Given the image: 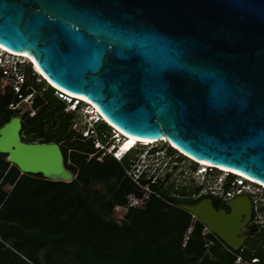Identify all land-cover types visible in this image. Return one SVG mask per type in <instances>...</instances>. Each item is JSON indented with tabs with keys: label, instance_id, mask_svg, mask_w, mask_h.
<instances>
[{
	"label": "water",
	"instance_id": "1",
	"mask_svg": "<svg viewBox=\"0 0 264 264\" xmlns=\"http://www.w3.org/2000/svg\"><path fill=\"white\" fill-rule=\"evenodd\" d=\"M0 44L31 55L126 135L166 137L264 184V0H0ZM21 128L20 115L0 126L8 161L75 177L58 142L24 141ZM226 204L203 197L182 207L238 249L254 202L239 194Z\"/></svg>",
	"mask_w": 264,
	"mask_h": 264
},
{
	"label": "trees",
	"instance_id": "2",
	"mask_svg": "<svg viewBox=\"0 0 264 264\" xmlns=\"http://www.w3.org/2000/svg\"><path fill=\"white\" fill-rule=\"evenodd\" d=\"M28 78L22 91L39 90L34 96L35 113L11 107L20 98L0 82V126L20 115L22 139L58 142L75 177L53 180L42 173L21 172L0 152V264H235L234 253L213 233H204L205 225L182 207L203 197L226 206V199L202 192V184L178 183L172 171L154 172L149 178L144 171L141 183L154 192L143 206H131L126 217H120L128 195L143 192L128 173L138 159L132 152L138 141L126 138L116 157L110 149L116 143L114 130L107 121H96V135L84 136L72 128L76 112L67 110L69 101L54 86L32 80L31 70ZM97 140L102 145H96ZM161 141L169 154L179 152ZM179 153L178 159L189 158ZM192 161L195 169L199 164ZM235 176L230 172L226 188ZM257 228L254 223L249 240L236 251L247 258L257 256L264 264V231Z\"/></svg>",
	"mask_w": 264,
	"mask_h": 264
},
{
	"label": "built area",
	"instance_id": "3",
	"mask_svg": "<svg viewBox=\"0 0 264 264\" xmlns=\"http://www.w3.org/2000/svg\"><path fill=\"white\" fill-rule=\"evenodd\" d=\"M31 70L32 75L35 78H32L37 83H46L47 85H54L48 78L45 77L42 72L36 68L34 61L24 54H19L14 52L10 49L0 47V82L3 89H11L15 94L18 95L20 98L19 102L11 103V107L16 108L19 107L21 102H27L30 110V113L33 115L35 113V109L33 107L34 96L39 91L37 89H32L30 92L24 94L22 91V87L29 81L28 75L29 71ZM29 87H31L29 85ZM44 88V87H43ZM60 96L66 98L69 103L67 106V110H73L76 112V116L72 120V128L76 131L80 132L84 136H91L96 135V131L94 129V124L96 121L102 119L101 115L98 111L94 110L92 107L88 105H83L82 101L74 100L72 101L71 98L67 97L60 91H57ZM87 110H82L83 107ZM86 120L82 123L83 117ZM96 145H102L99 140L96 141ZM116 157H120V154L116 153ZM155 157V156H154ZM157 157V156H156ZM155 157V158H156ZM159 158V156L157 157ZM161 160V159H160ZM161 162V161H160ZM158 165L151 160V158H147V161L143 163H135L133 165L132 170H128V173L132 176V178L143 188V192L140 195H136L131 193L128 195L127 204L120 208V211L127 212L131 206H143L146 201L149 199L150 194L154 191L149 187V185H145L141 183L140 177L144 171L147 172V177L149 178L154 172H157ZM214 172L212 166H204L198 165L195 170L196 175H200L203 177V189L205 191H211L213 194L219 195L224 199L232 198L239 194H250L251 198L258 208L262 202L259 196L258 189L254 190V187H259V185L255 184L253 180L249 178L246 179L244 177L235 176L229 183V186L226 188L225 183H227V178L230 175L228 170H221L222 173H225L224 177L220 179L221 181H204L208 174ZM157 175V173H156ZM153 176L152 180L156 177ZM246 177V176H245ZM248 178V177H247ZM264 205V204H263ZM192 217L194 220L198 219L197 215L192 213ZM120 217H125V214L122 212L119 213ZM193 230V224L188 227L187 234L185 235V242L189 237V233ZM204 233L211 232L217 238H219L224 247L227 248L229 251L234 253L235 255V264H260V259L257 256L247 258L242 253L237 252L235 248H232L230 245L225 243L219 236H217L213 231H211L207 226H204ZM212 242V241H210Z\"/></svg>",
	"mask_w": 264,
	"mask_h": 264
},
{
	"label": "rangeland",
	"instance_id": "4",
	"mask_svg": "<svg viewBox=\"0 0 264 264\" xmlns=\"http://www.w3.org/2000/svg\"><path fill=\"white\" fill-rule=\"evenodd\" d=\"M42 83L43 85L47 86L46 83L44 82ZM84 106L81 107L83 111L87 110L84 108ZM28 107L29 105L27 102H21L18 108H20L21 112H23L24 110L28 109ZM81 120H82V123L86 120V114H85V118L83 117V119ZM112 136H115L114 141L118 144H121L122 142L126 141L124 137L117 135V133L115 132L113 133ZM112 136L108 137V140L111 139ZM162 144H163L162 141H154V142L138 141L137 143H135L136 149L132 152L134 156L138 158L137 163H143L144 161H147V158L150 157L151 160L154 161V163L158 165V169L156 170L157 174L164 175L167 171H172V178H176L177 182L182 183V184L190 183V184L197 186L203 182V177L195 174L196 168L193 169L192 167L194 165V162L192 161V159L190 158L178 159V157L181 156L179 152L169 154L168 150L165 147H162ZM111 148H112V145H111ZM152 148H158L159 150L154 153H151L149 150H151ZM154 156L155 157L159 156V158L157 157L155 158ZM224 175L225 173H222L221 171L216 170L213 173L208 174L204 181L206 180L212 181V182L221 181L220 179H222ZM256 189H258L259 196H260V199L263 205L264 204V187L259 186L258 188H256L255 186L254 190ZM202 192H205V190L202 189ZM121 212L125 214V217H126L128 211L125 213L124 211H120L119 213ZM257 215H258L257 218L262 220V222H264V207L262 208V210L258 211Z\"/></svg>",
	"mask_w": 264,
	"mask_h": 264
},
{
	"label": "flooded vegetation",
	"instance_id": "5",
	"mask_svg": "<svg viewBox=\"0 0 264 264\" xmlns=\"http://www.w3.org/2000/svg\"><path fill=\"white\" fill-rule=\"evenodd\" d=\"M244 194H247V193H244ZM248 195L251 197L250 194H248ZM212 201H213V205L216 208H224V209H226V211L230 210L229 206L226 204L227 199L225 200L226 206H223V205L218 206V205H216L215 199H212ZM257 214H258V211H257V208H256V206L254 204V208H253V211H252V214H251V218L252 219L249 221V223L246 226V230L243 232L245 235H247V238H246L244 244L249 240V238L251 236V227L254 225V223L258 224L257 232H263L264 231V222H262V220L257 218V216H258Z\"/></svg>",
	"mask_w": 264,
	"mask_h": 264
},
{
	"label": "bare ground",
	"instance_id": "6",
	"mask_svg": "<svg viewBox=\"0 0 264 264\" xmlns=\"http://www.w3.org/2000/svg\"><path fill=\"white\" fill-rule=\"evenodd\" d=\"M1 46H2L3 48H6L5 46H3V45L0 44V47H1ZM6 49H7V48H6ZM18 53H19V54H24V55H26V56H29V57L34 61L36 68H38V69L42 72V74L45 75V73L40 69V67L37 65V63L35 62V60L33 59V57H32L31 55H29V54L26 53V52H18ZM45 77L48 78L46 75H45ZM49 80H50V79H49ZM55 85H56V84H55ZM67 93H68V92H67ZM69 94H71V95H75V96H77V97H79V98H84V99L88 100V99H87L85 96H83L82 94H74V93H71V92H69ZM88 101H89V100H88ZM91 103H92V102H91ZM92 106H94V108H95L94 110L100 112V110L98 109V107H97L96 105H94V104L92 103ZM102 116H103V115H102ZM104 118H105V117H104ZM127 136H128L127 138H131V139L136 140V141L141 140V141H143V142H153L152 140H146V139L137 138V137L132 136V135H129V134H127ZM164 139H165L166 141H168L166 137H164ZM126 142H128V140H126ZM126 142H124V144H126ZM185 153H186V152H185ZM186 154L189 155V156H191L192 158H194L192 155H190V154H188V153H186ZM194 159H196V158H194ZM199 161L210 164L209 162H206V161H203V160H199ZM211 165H212V164H211ZM222 168L225 169V170H230V171H233V172H236V173H240V174H242V175H244V176L250 178V179L253 180V181H257L256 179L251 178V177H249V176H247V175H245V174H243V173H241V172H238V171H236V170H231V169L226 168V167H222ZM260 183H261V182H260ZM263 185H264V184H263Z\"/></svg>",
	"mask_w": 264,
	"mask_h": 264
},
{
	"label": "clouds",
	"instance_id": "7",
	"mask_svg": "<svg viewBox=\"0 0 264 264\" xmlns=\"http://www.w3.org/2000/svg\"><path fill=\"white\" fill-rule=\"evenodd\" d=\"M52 86H54V85H52ZM54 87H57V88H59L58 86H54ZM59 89H61V88H59ZM58 90V89H57ZM61 90H63V89H61ZM59 91V90H58ZM64 91V90H63ZM66 92V91H65ZM72 100V99H71ZM72 101H74V100H72ZM80 101H83V100H80ZM84 102V101H83ZM90 102V101H89ZM91 103V102H90ZM92 104V103H91ZM84 105H88L87 103H85L84 102ZM89 107H92L93 109H95L94 108V106H90V105H88ZM98 113L101 115V118L102 119H104V117L102 116V114L98 111ZM105 120V119H104ZM105 121H107V120H105ZM108 122V121H107ZM110 123V122H109ZM119 130V129H118ZM115 132V131H114ZM122 132V131H121ZM119 148H120V144H118V143H114L113 145H112V148H110V149H112L113 150V153L115 152V151H117V153L119 154ZM115 155V154H114ZM121 155V154H120ZM116 156V155H115ZM222 170V169H221ZM230 172V171H229ZM234 173V172H233ZM244 176V175H243ZM244 178H246V179H248L249 180V178H247V177H245L244 176ZM255 183V182H254ZM256 184V183H255ZM258 185V184H257ZM262 187V186H261Z\"/></svg>",
	"mask_w": 264,
	"mask_h": 264
}]
</instances>
